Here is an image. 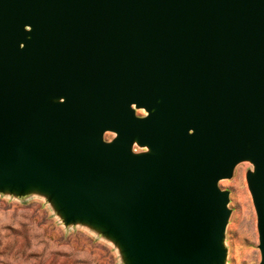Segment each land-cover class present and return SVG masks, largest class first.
I'll return each mask as SVG.
<instances>
[{
    "label": "water",
    "instance_id": "obj_1",
    "mask_svg": "<svg viewBox=\"0 0 264 264\" xmlns=\"http://www.w3.org/2000/svg\"><path fill=\"white\" fill-rule=\"evenodd\" d=\"M242 161L264 264V0H0V192L126 264H226Z\"/></svg>",
    "mask_w": 264,
    "mask_h": 264
},
{
    "label": "rangeland",
    "instance_id": "obj_2",
    "mask_svg": "<svg viewBox=\"0 0 264 264\" xmlns=\"http://www.w3.org/2000/svg\"><path fill=\"white\" fill-rule=\"evenodd\" d=\"M142 115L146 111L137 109ZM109 131L105 138L111 140ZM145 148L135 146V151ZM250 161L239 162L232 177L219 182L229 191L225 233L226 264H260L257 214L248 187ZM0 264H126L120 246L86 223L65 224L46 194L0 192Z\"/></svg>",
    "mask_w": 264,
    "mask_h": 264
}]
</instances>
